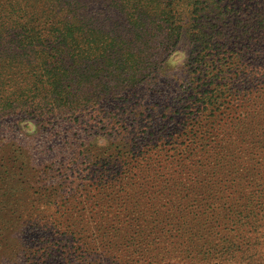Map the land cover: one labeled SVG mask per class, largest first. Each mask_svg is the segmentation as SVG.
Returning a JSON list of instances; mask_svg holds the SVG:
<instances>
[{
	"label": "rangeland",
	"instance_id": "374dc122",
	"mask_svg": "<svg viewBox=\"0 0 264 264\" xmlns=\"http://www.w3.org/2000/svg\"><path fill=\"white\" fill-rule=\"evenodd\" d=\"M161 1L177 19L199 2ZM226 2L245 6L250 43L220 48L215 34L201 51L200 36L183 35L165 51L167 37L148 25L164 5L134 11L141 3L127 0L122 12L86 0L111 32L130 19L136 36L159 40L138 83L109 52L113 69L99 75V34L84 28L58 45L67 100L49 85L56 51L37 40L20 56L7 94L17 107L0 115V264H201L216 254L229 209H246L264 174V0ZM231 29L226 40L240 34Z\"/></svg>",
	"mask_w": 264,
	"mask_h": 264
},
{
	"label": "trees",
	"instance_id": "16d2710c",
	"mask_svg": "<svg viewBox=\"0 0 264 264\" xmlns=\"http://www.w3.org/2000/svg\"><path fill=\"white\" fill-rule=\"evenodd\" d=\"M119 1L109 0L110 4H113L109 6L114 7L115 4L123 12L124 6L125 8L127 6V0H122L123 7L118 4ZM133 1L141 3L140 7L132 6L134 11L143 7V0ZM226 1L207 0L203 7H200L201 0L197 3L190 2L189 9L186 10L189 14L185 18L183 14L180 19H177L175 13L182 12L177 10L178 8L173 9L170 6L167 8L168 3L163 4L161 0H147L151 7H145V9L149 12L156 11L158 6H165V9L160 11V18L149 17L148 25L150 28L158 26L159 31L167 37L169 42L167 43V40L165 42V51H170L183 35L193 38L200 36L197 38V41L200 42L197 47H203L204 49L201 51L213 46L216 35L220 36L216 41L220 48L242 43L240 40H236L238 38L250 43L253 37L245 36L244 31L248 26L243 24L240 17L245 6L236 5V2L230 4ZM85 2L86 0H0V115L17 107V100L7 94L12 88L17 87V81L20 80L19 76L21 75L16 73L20 56L29 57L30 52L38 51L34 50L39 46L36 43L37 40L42 42V45H48L50 51H56L54 55L56 65L51 72V74L54 73V80H49V85L53 83V87L57 88V93L61 95V101L67 100L71 96L65 79L70 72V69L64 67L67 52L58 45L67 43L68 37L76 29L84 28L90 34H99V75L108 74L109 69H113L106 67L108 62L106 57L109 52L111 57H119L118 63H120L123 73H133L132 75L127 74L128 78L125 79H128V83L134 84L141 81L137 74L143 75L142 80L146 78L147 68H143L141 63L147 59L146 52L148 50L156 49L155 44L159 40L155 36L148 39H145V36L142 38L136 36V30L133 28L136 22L133 23V20L128 18L132 28L125 30V28L119 29L118 27L117 32L114 30L111 32L106 28L104 22H100L99 11L98 14H89L85 11L83 8ZM156 14L159 15V13ZM162 15H165L164 18ZM84 16L88 19L86 22ZM74 17L79 19V27L74 26L72 20ZM123 23L126 24L125 21ZM229 28L240 33L233 40H226ZM47 39L52 42L48 43ZM77 48L75 47V49ZM249 48H253V46L248 47L247 50ZM41 49L45 51V48ZM201 51L198 53L199 55ZM28 63L32 66L31 60H28ZM43 65L47 66V62L45 61ZM214 65L216 64L214 63ZM139 67L145 70L139 73ZM255 189L246 209L241 211L229 209L224 221L225 227L229 230L226 234L227 238L222 244H219L216 254L211 257L205 255L201 264H264V174ZM209 258L211 259L209 260Z\"/></svg>",
	"mask_w": 264,
	"mask_h": 264
}]
</instances>
